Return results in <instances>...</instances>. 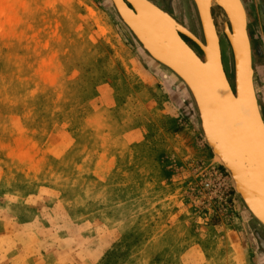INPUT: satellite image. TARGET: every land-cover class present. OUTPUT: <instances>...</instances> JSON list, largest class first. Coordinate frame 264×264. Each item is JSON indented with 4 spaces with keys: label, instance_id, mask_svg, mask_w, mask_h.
<instances>
[{
    "label": "rangeland",
    "instance_id": "374dc122",
    "mask_svg": "<svg viewBox=\"0 0 264 264\" xmlns=\"http://www.w3.org/2000/svg\"><path fill=\"white\" fill-rule=\"evenodd\" d=\"M148 1L203 42L192 0ZM254 222L109 0H0V264H264Z\"/></svg>",
    "mask_w": 264,
    "mask_h": 264
},
{
    "label": "snow or ice",
    "instance_id": "6c2138e0",
    "mask_svg": "<svg viewBox=\"0 0 264 264\" xmlns=\"http://www.w3.org/2000/svg\"><path fill=\"white\" fill-rule=\"evenodd\" d=\"M147 18L152 22L160 50L191 69L193 86L201 91L200 100L208 115L209 129L230 156H235L238 171L259 168L264 172V115L258 109L248 73V45L243 32L244 17L239 0H220L236 25L234 45L239 52V98L227 93L219 62L215 28L211 21V6L215 0H195L198 17L208 38L207 64L201 61L179 39L178 26L147 0ZM210 89H205L206 84Z\"/></svg>",
    "mask_w": 264,
    "mask_h": 264
},
{
    "label": "water",
    "instance_id": "95a60500",
    "mask_svg": "<svg viewBox=\"0 0 264 264\" xmlns=\"http://www.w3.org/2000/svg\"><path fill=\"white\" fill-rule=\"evenodd\" d=\"M111 6H113L115 13L117 14L118 18L121 20L122 24L129 30L138 44L141 46L143 52H145L148 57L155 62L157 65L163 66L167 70H169L174 76H176L182 84L187 88L189 91L195 107L198 112V118L200 121V128L203 134V141L211 150L215 160L222 167L225 173L230 178V182L235 194L238 196L239 200L242 202L243 206L250 214V216L256 220L263 228H264V172H262L259 168H245L242 171H238L237 168V161L235 156H230L226 149L218 143L215 136L209 129L208 124V115L206 112L205 107L202 105L200 100L201 91H198L192 83V76L194 75L191 69L182 68L179 66L178 62H175L171 57L169 58L166 54L164 55L162 52L159 51V48L154 47L146 40L142 34L140 33L137 21L138 17L141 15V11H139L140 7H143L144 11H146V5L144 0H109ZM196 10L197 6L195 0H192ZM153 7H155L159 12L163 15L169 17L174 23L178 26H182L178 22H176L168 13L162 11L157 6L152 4L147 0ZM241 4V9L244 17V24H243V32L247 39L248 45V73L249 79L253 88V94L255 98L256 105L258 109L259 102L256 94L255 84H254V70L252 65V51H251V44L248 35V18L247 13L244 7L242 0H239ZM213 8H218L224 10V18L226 21L224 23V30L223 33L226 37V40L231 48L232 56H233V69H234V86L230 85V82L227 80V76H225V71L222 62V54L220 48V36L216 29L214 19L211 15V21L215 28V34L217 38V46L219 50V62L222 69V73L224 75V83L227 86V93H224L223 90L221 91V95H231L235 98H239V52L234 45V39L236 35V25L231 20L227 10L223 7L220 3V0H215V2L211 6V12ZM198 14V12H197ZM212 14V13H211ZM199 18V17H198ZM135 21V23H133ZM152 23L151 21H149ZM203 42L198 40L193 34H191L186 28L183 26L181 30L177 33L179 39L184 43V45L192 51V53L201 61L203 64H207V49H208V38L205 33L204 28L202 27L201 21L199 19ZM154 28L153 24L151 25ZM182 37L188 39L189 41L193 42L202 53V57H198L196 53L189 47V45L182 39ZM155 48V49H154ZM205 89H210L211 84H206L204 86ZM262 115V113H261Z\"/></svg>",
    "mask_w": 264,
    "mask_h": 264
},
{
    "label": "crops",
    "instance_id": "0c3cea01",
    "mask_svg": "<svg viewBox=\"0 0 264 264\" xmlns=\"http://www.w3.org/2000/svg\"><path fill=\"white\" fill-rule=\"evenodd\" d=\"M248 18V35L252 51L254 84L264 115V0H242Z\"/></svg>",
    "mask_w": 264,
    "mask_h": 264
},
{
    "label": "bare ground",
    "instance_id": "6f19581e",
    "mask_svg": "<svg viewBox=\"0 0 264 264\" xmlns=\"http://www.w3.org/2000/svg\"><path fill=\"white\" fill-rule=\"evenodd\" d=\"M130 2L133 0H129ZM143 7H140L139 11H141V15L140 17H138L137 24L140 30V33L142 34V36L149 41V43L151 45H153L156 48H159V51L162 52L160 50V47L157 43V39L155 36V30L154 28L151 27L152 23H150L149 19L147 18V16L145 15L146 11L143 10ZM222 10V9H221ZM224 12V10H222ZM135 23V21L133 22ZM221 48V47H220ZM155 49V48H154ZM163 53V52H162ZM164 54V53H163ZM165 55V54H164ZM168 56V55H167ZM170 58V56H168ZM226 76V74H225ZM227 78V77H226ZM228 80V79H227ZM229 81V80H228Z\"/></svg>",
    "mask_w": 264,
    "mask_h": 264
},
{
    "label": "flooded vegetation",
    "instance_id": "af4514ba",
    "mask_svg": "<svg viewBox=\"0 0 264 264\" xmlns=\"http://www.w3.org/2000/svg\"><path fill=\"white\" fill-rule=\"evenodd\" d=\"M164 2H168V0H163ZM156 5V4H155ZM158 6V5H157ZM159 7V6H158ZM212 15H214V10H212ZM181 95V94H180ZM182 96V95H181ZM255 224V226L257 227V229L255 230V232H258L259 235L261 236L262 240L264 241V229L262 227H260L258 224H256L255 222L253 223Z\"/></svg>",
    "mask_w": 264,
    "mask_h": 264
},
{
    "label": "trees",
    "instance_id": "16d2710c",
    "mask_svg": "<svg viewBox=\"0 0 264 264\" xmlns=\"http://www.w3.org/2000/svg\"><path fill=\"white\" fill-rule=\"evenodd\" d=\"M222 11V10H221ZM182 39L185 41V42H187V39L186 38H184V37H182ZM196 47V46H195ZM197 48V47H196ZM198 49V48H197Z\"/></svg>",
    "mask_w": 264,
    "mask_h": 264
}]
</instances>
